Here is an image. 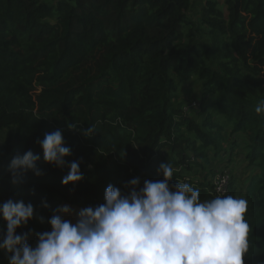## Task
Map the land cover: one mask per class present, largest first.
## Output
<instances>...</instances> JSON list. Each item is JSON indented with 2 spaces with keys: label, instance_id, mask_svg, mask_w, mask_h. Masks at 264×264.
I'll return each mask as SVG.
<instances>
[{
  "label": "trees",
  "instance_id": "trees-1",
  "mask_svg": "<svg viewBox=\"0 0 264 264\" xmlns=\"http://www.w3.org/2000/svg\"><path fill=\"white\" fill-rule=\"evenodd\" d=\"M192 1L0 0V204H33L17 229L33 233L32 246L58 206H98L109 185L162 180L157 169L169 161L170 184L189 182L201 200L218 195L217 174L229 175L223 195L248 201L245 264H264V114L255 112L264 100V0H202L197 21ZM191 77L196 115L177 93ZM56 130L72 152L65 160L80 163L74 185L61 183L67 166L43 159L38 141ZM28 150L43 174L29 170L14 185L10 161ZM233 155L247 171L242 185ZM225 156L231 169H216ZM0 264H9L4 251Z\"/></svg>",
  "mask_w": 264,
  "mask_h": 264
},
{
  "label": "clouds",
  "instance_id": "clouds-1",
  "mask_svg": "<svg viewBox=\"0 0 264 264\" xmlns=\"http://www.w3.org/2000/svg\"><path fill=\"white\" fill-rule=\"evenodd\" d=\"M255 112L264 114V100ZM93 128L82 129V135L91 136ZM38 143L46 163L68 167L62 185L83 179L79 161L65 160L72 152L61 130L46 133ZM39 159L31 150L17 153L8 168L12 183L29 170L42 175ZM174 171L168 161L157 169L162 180H145L141 187L137 177L123 189L107 186L104 203L80 209L75 222L64 219L73 214L68 205L58 206L48 220L51 230L35 234V246L29 243L31 231L17 234L33 218V204L9 199L0 204L6 222L0 251L9 264H245L252 231L248 201L233 195L201 200L200 190L189 182L170 184Z\"/></svg>",
  "mask_w": 264,
  "mask_h": 264
},
{
  "label": "rangeland",
  "instance_id": "rangeland-1",
  "mask_svg": "<svg viewBox=\"0 0 264 264\" xmlns=\"http://www.w3.org/2000/svg\"><path fill=\"white\" fill-rule=\"evenodd\" d=\"M201 4H202V0H193L192 1L191 7H190V10L188 13L190 19L197 21ZM177 93H178L180 100L183 102V104H185L186 110H188L187 109L188 103L194 102L197 104L198 107H195V105H196L195 104L189 110L191 114L196 115L198 113V111L200 110L201 105H200V88H199L198 82L194 79V77H191L188 80H186L185 82L179 84ZM208 107L213 108V104L210 102L208 104ZM236 138L237 139H235V140H237L239 143H242L240 138H238V137H236ZM236 151H237V153L242 152V144H239V146H237L236 150H234V153H236ZM240 159H241V157L233 155L232 161L235 165L234 171L237 174V180L239 183L242 182L244 180V178L247 176V171L244 170V162L240 161ZM227 164H230V160H228V158H226V156L223 157V160L220 163L216 162V160H214L212 163V165L216 166V169L222 168L223 170L229 171L231 168H230V166H226ZM243 182L239 185H242ZM70 208L73 210V214L64 216V219H68V220L75 222V213L78 212L80 209H76L74 207H70Z\"/></svg>",
  "mask_w": 264,
  "mask_h": 264
},
{
  "label": "built area",
  "instance_id": "built-area-1",
  "mask_svg": "<svg viewBox=\"0 0 264 264\" xmlns=\"http://www.w3.org/2000/svg\"><path fill=\"white\" fill-rule=\"evenodd\" d=\"M196 103H189L188 104V108H192ZM195 107H197V104L195 105ZM228 182H229V175L225 172H221L219 174H217L214 178V187H215V191L218 195H223L225 194L228 189Z\"/></svg>",
  "mask_w": 264,
  "mask_h": 264
}]
</instances>
